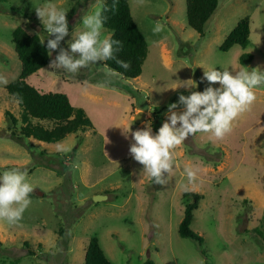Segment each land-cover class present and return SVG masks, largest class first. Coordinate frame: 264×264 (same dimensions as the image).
Returning a JSON list of instances; mask_svg holds the SVG:
<instances>
[{
  "label": "rangeland",
  "instance_id": "rangeland-1",
  "mask_svg": "<svg viewBox=\"0 0 264 264\" xmlns=\"http://www.w3.org/2000/svg\"><path fill=\"white\" fill-rule=\"evenodd\" d=\"M51 2L68 12L69 35L60 44L67 48L95 0ZM43 3L0 0V77L9 82L20 72L11 31L21 26L44 35L35 12ZM129 6L147 43L138 77L110 76L99 62L75 78L52 72L49 63L26 78L39 91L66 94L85 111L90 126L56 142L25 136L16 141L9 134L22 125L21 108L0 86V172L26 168L34 186L22 220L0 221V264H83L92 235L113 264H142L147 258L154 264H264V86L224 138L196 133L178 146L165 184L153 183L129 154L131 131L150 120L155 132L167 105L191 91L170 89L179 80L192 79L202 90L200 78L209 66L264 69V0H218L203 35L188 26L185 0H129ZM244 16L250 21L247 46L220 50ZM157 24L163 27L154 32ZM243 53L251 55L247 63L239 61ZM85 80L86 91L78 82ZM6 111L17 119L15 125ZM139 111L144 116L135 125ZM188 165L195 172L192 182L184 174ZM193 193L199 200L190 226L203 237L201 245L178 234ZM97 194L107 197L94 201Z\"/></svg>",
  "mask_w": 264,
  "mask_h": 264
},
{
  "label": "clouds",
  "instance_id": "clouds-1",
  "mask_svg": "<svg viewBox=\"0 0 264 264\" xmlns=\"http://www.w3.org/2000/svg\"><path fill=\"white\" fill-rule=\"evenodd\" d=\"M117 2L112 0L111 10H115ZM109 10L107 0H95L91 10L81 16V27L71 33L67 48H64L60 44L69 35L67 10L57 7L51 0H44L41 6L35 8L44 31L40 43L46 41L48 56L56 51L54 59L49 62V68L54 70L52 72L63 71L75 78L81 69L107 60H115L121 68H129V63L116 55L121 50V41L114 39V32L105 27ZM162 27L157 24L153 31L159 32ZM108 73L110 76L119 75L114 69H109ZM8 82L0 77V86H6ZM78 82L86 91L89 82ZM200 83L206 85L202 90H196L197 82L192 79L179 80L174 88H170L176 90L182 87L191 91L187 95L178 94V99L167 105L166 119L155 132L150 120L131 131L133 143L130 144L129 154L142 165L141 171L157 185L166 183L167 173L174 167V150L189 136L204 133L222 139L232 131L241 114L257 100L256 90L264 86V69L244 65L235 70L209 66L203 71ZM12 98L15 103H22L19 94H14ZM180 106L182 110L176 111ZM129 131V127L126 132L123 131L126 138ZM57 150L65 151L60 145H57ZM184 174L189 182L195 179L190 165L185 166ZM33 190L26 168L10 167L0 172V221L9 225L18 224L32 203L30 194Z\"/></svg>",
  "mask_w": 264,
  "mask_h": 264
},
{
  "label": "trees",
  "instance_id": "trees-1",
  "mask_svg": "<svg viewBox=\"0 0 264 264\" xmlns=\"http://www.w3.org/2000/svg\"><path fill=\"white\" fill-rule=\"evenodd\" d=\"M109 11L106 29L114 32L113 38L121 41V50L117 58L129 63V68H121L115 60L102 61L108 69H114L125 78L134 79L142 71V64L147 54V43L135 23L129 6V0H118L115 10L112 9V0H107ZM218 7V0H185L186 21L190 28L203 35L206 23ZM249 16L240 18L219 46L222 51L228 50L233 45L246 47L249 43ZM14 50L20 62V72L17 78L8 82L5 89L12 98L14 94L22 97L21 123L16 132L9 136L20 141V136L32 137L43 142H56L69 133L76 132L91 125L85 111L73 106L68 96L61 92H42L26 81V78L50 62L47 55L46 44L40 43L38 34H30L23 27L16 26L11 31ZM251 60V55L243 53L239 57L241 63ZM13 99V98H12ZM5 115L11 125H15L16 118L6 111ZM30 118L36 119L32 122ZM44 121L50 122L46 126ZM158 127V126H157ZM191 200L184 206L182 218L178 224L180 237L195 241L198 245L203 242V237L194 231L190 224L193 211L197 207L199 194H191ZM202 253L203 250L201 251ZM83 264H113L105 255L98 238L92 235L86 247ZM142 264H154L147 258Z\"/></svg>",
  "mask_w": 264,
  "mask_h": 264
},
{
  "label": "water",
  "instance_id": "water-1",
  "mask_svg": "<svg viewBox=\"0 0 264 264\" xmlns=\"http://www.w3.org/2000/svg\"><path fill=\"white\" fill-rule=\"evenodd\" d=\"M144 116V113L142 111H139L138 113L135 114L134 116V119H133V124H137ZM106 195H100V194H97V195H94L93 197V200L94 201H101L103 199H106Z\"/></svg>",
  "mask_w": 264,
  "mask_h": 264
},
{
  "label": "crops",
  "instance_id": "crops-1",
  "mask_svg": "<svg viewBox=\"0 0 264 264\" xmlns=\"http://www.w3.org/2000/svg\"><path fill=\"white\" fill-rule=\"evenodd\" d=\"M39 28H40V26H39ZM41 30H42V27H41ZM28 32V31H27ZM29 33V32H28Z\"/></svg>",
  "mask_w": 264,
  "mask_h": 264
}]
</instances>
